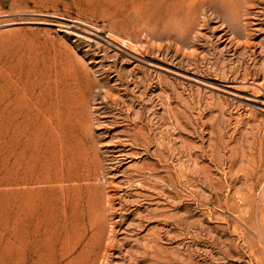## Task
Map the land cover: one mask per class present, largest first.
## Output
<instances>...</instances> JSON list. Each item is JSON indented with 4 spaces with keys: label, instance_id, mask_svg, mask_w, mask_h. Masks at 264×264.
<instances>
[{
    "label": "rangeland",
    "instance_id": "374dc122",
    "mask_svg": "<svg viewBox=\"0 0 264 264\" xmlns=\"http://www.w3.org/2000/svg\"><path fill=\"white\" fill-rule=\"evenodd\" d=\"M0 264H264V0H0Z\"/></svg>",
    "mask_w": 264,
    "mask_h": 264
},
{
    "label": "bare ground",
    "instance_id": "6f19581e",
    "mask_svg": "<svg viewBox=\"0 0 264 264\" xmlns=\"http://www.w3.org/2000/svg\"><path fill=\"white\" fill-rule=\"evenodd\" d=\"M196 1V0H195ZM205 2V1H204ZM233 26V25H232ZM263 229V228H262Z\"/></svg>",
    "mask_w": 264,
    "mask_h": 264
}]
</instances>
